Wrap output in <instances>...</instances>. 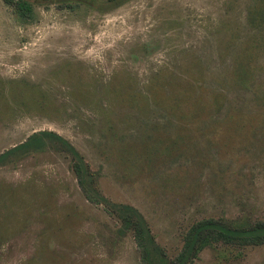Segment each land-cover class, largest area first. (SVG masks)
Masks as SVG:
<instances>
[{"label": "rangeland", "instance_id": "rangeland-1", "mask_svg": "<svg viewBox=\"0 0 264 264\" xmlns=\"http://www.w3.org/2000/svg\"><path fill=\"white\" fill-rule=\"evenodd\" d=\"M28 1L0 0V264H140L104 204L167 257L197 218L264 217V0ZM188 264H264V242Z\"/></svg>", "mask_w": 264, "mask_h": 264}, {"label": "trees", "instance_id": "trees-1", "mask_svg": "<svg viewBox=\"0 0 264 264\" xmlns=\"http://www.w3.org/2000/svg\"><path fill=\"white\" fill-rule=\"evenodd\" d=\"M20 20L30 19L32 7L28 0H3ZM69 5V4H68ZM64 149L70 153V168L84 197L90 201H106L96 194L92 184L90 170L76 149L69 143L63 144ZM105 208L118 213L127 229L131 231L132 238L137 247L140 264H155L152 258L161 260V264H188L196 255L198 249L208 242L217 241L226 244H258L264 242V217L234 223L223 216H203L193 220L183 231L181 243L177 251L167 257L153 241L151 232L139 211L131 204H118ZM157 254V255H156Z\"/></svg>", "mask_w": 264, "mask_h": 264}]
</instances>
